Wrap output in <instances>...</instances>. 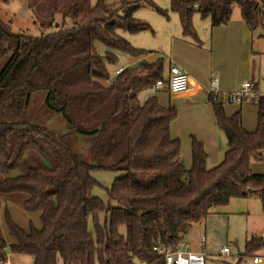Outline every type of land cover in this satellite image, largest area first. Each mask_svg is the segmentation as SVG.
<instances>
[{
    "label": "trees",
    "instance_id": "16d2710c",
    "mask_svg": "<svg viewBox=\"0 0 264 264\" xmlns=\"http://www.w3.org/2000/svg\"><path fill=\"white\" fill-rule=\"evenodd\" d=\"M145 2L166 13L153 0ZM27 5L40 35L13 31L0 14V40L16 41L0 69V192L25 193V210L39 212L42 226L31 222L26 230L7 210L14 241L0 235V264L7 263L8 251L31 255L35 264H162L154 247L181 244L215 207L235 197L264 198V174L252 168V162H264V96L250 102L259 106L257 127L250 131L241 111L229 116L223 94L210 92L227 137L225 158L209 167L203 142L193 137L186 167L180 139L171 133L178 108L139 97L165 78L163 57L142 60L107 82L117 51L147 53L120 33L149 27L136 17L142 0H121L118 7L106 0ZM235 5L248 28H261L264 37V0H171L183 36L196 41V13L215 27L231 20ZM4 54L1 48L0 58ZM93 169L123 173L109 189L116 206L93 194ZM102 212L109 224L100 222ZM262 246L264 236H252L245 253Z\"/></svg>",
    "mask_w": 264,
    "mask_h": 264
},
{
    "label": "rangeland",
    "instance_id": "374dc122",
    "mask_svg": "<svg viewBox=\"0 0 264 264\" xmlns=\"http://www.w3.org/2000/svg\"><path fill=\"white\" fill-rule=\"evenodd\" d=\"M98 0H92L95 4ZM111 7H118L121 0H106ZM158 6L164 9L165 14L158 12L155 8L149 6L147 2H143L140 9L136 12V17L146 22L149 27L139 32H129L121 30L120 33L136 47L145 49L148 54L162 56L163 59L169 56L172 49L173 37H183V28L180 16L177 12L171 10V0H153ZM0 14L3 19L8 22L11 29L15 32H25L31 35H40L41 29L35 24L36 18L32 10L27 5V0H0ZM233 17L241 16L239 5L234 6ZM60 18V17H58ZM68 26L71 20L67 19ZM194 27L198 33L200 40H207L212 36V26L209 18H203L196 13L193 18ZM49 29L47 32L51 31ZM254 31L252 41L254 48L247 45V53L252 58L246 65L242 67L243 81L250 80L257 85L258 93L264 95V37L260 36L261 28ZM187 38V37H186ZM14 41L12 38L6 37L1 47L6 49L4 55L0 58V65L7 58L5 55L10 51L9 46ZM100 52L105 53V46L99 47ZM254 50V52H253ZM134 56L122 53L118 62L108 65L110 77L115 76V70L119 66H137L139 61H130ZM145 60V59H142ZM207 77L210 80L211 71L207 70ZM217 76L214 74L215 77ZM139 97L145 101L151 97H156L163 105L171 104L169 93L162 88L151 87L143 90ZM209 102V101H208ZM242 104L240 102H235ZM246 105L257 106L250 102H244ZM228 104H233L229 103ZM244 104V105H245ZM178 108V116L171 124V133L178 137L181 142V158L186 167L192 164V139L198 138L204 144L205 150L208 152L207 165L212 167L220 163L225 158L228 148L227 137L224 131L219 127L216 121L212 103L208 106L192 105ZM245 111L247 108L244 109ZM250 110H254L251 107ZM246 114V112H245ZM204 137V138H203ZM213 140L214 143L208 142ZM123 173L118 171H107L103 169H93L92 176L97 181L93 188V194L100 197L107 205L112 208L116 206V202L110 197L109 189L115 179L121 177ZM4 179V175L0 173V181ZM27 198L25 193H1L0 192V235L9 242L14 241L13 236L9 233L6 222V211L8 210L13 221L26 230L29 229L30 223L40 228L42 226L40 213L29 212L25 210L24 201ZM207 219L206 223H196L185 235V241L192 250H207L210 253L211 264H256L255 256H264V246L257 248L251 254H246L247 236L252 232L249 228V215H252V223L259 224L260 218L264 219V198L257 194L248 197H235L225 206H217ZM250 214H249V213ZM100 222L109 224V214L102 212L100 214ZM91 229L94 230L93 224ZM125 233V228H120ZM205 236V240L202 237ZM223 246H228L230 252L227 255L221 254ZM205 248V249H204ZM190 249V250H191ZM6 264H35L34 258L27 254H18L8 251V260ZM96 264H102L97 259ZM260 264H264V258Z\"/></svg>",
    "mask_w": 264,
    "mask_h": 264
},
{
    "label": "crops",
    "instance_id": "0c3cea01",
    "mask_svg": "<svg viewBox=\"0 0 264 264\" xmlns=\"http://www.w3.org/2000/svg\"><path fill=\"white\" fill-rule=\"evenodd\" d=\"M233 16L234 15H232V18L228 23L212 27V36L211 38H207V40L203 39L196 41L190 37L186 38L185 36H183L185 37L184 39L181 37H173L170 54L163 59L165 78L167 77L169 67L171 65H178L180 68L188 72L190 80L188 90L181 93L173 94L169 91L167 86L164 87V90L169 93L171 104L175 106L181 105L182 107L192 105L208 106L210 103L208 102L211 86L210 82L214 74L219 78L218 90L220 94L235 93L241 90L242 81L244 79L241 77L242 67L252 58L251 52L248 54L246 48L250 43L251 48H254L252 41L254 31L248 28L242 15L238 17ZM5 38L6 37L0 40V49H5L4 47H1V43ZM15 47L16 41L14 40L9 46L10 51L5 55L4 58H7L0 65V69L8 60ZM116 53L118 57L122 54L120 51H117ZM159 57L160 55L156 56L155 54L134 56L130 61V65L135 61L141 62L142 59H145L147 62H154ZM207 70L211 71L212 76L210 80L206 75ZM244 104L245 103L228 104V102H225V111L229 116L235 114L237 111H241L244 127L250 131L255 130L258 123L259 106L257 104V106ZM251 107H254L253 111L250 110ZM245 108H247L246 111L244 110ZM208 142L214 143L213 140ZM252 168L255 172L264 174V162H252ZM212 213H214V211H212ZM212 213H210L201 223H206ZM249 228L252 229L250 231L252 233L247 236V240L255 235L264 236V219L260 218L259 224L255 225L252 223V215H249ZM192 251L207 252L206 249ZM263 258L264 256H262V260ZM209 259L211 264V258ZM60 263H63L62 260H60Z\"/></svg>",
    "mask_w": 264,
    "mask_h": 264
},
{
    "label": "built area",
    "instance_id": "2783aa9c",
    "mask_svg": "<svg viewBox=\"0 0 264 264\" xmlns=\"http://www.w3.org/2000/svg\"><path fill=\"white\" fill-rule=\"evenodd\" d=\"M129 66H119L115 70V76L108 79V83H113L115 77L121 74ZM189 74L178 65H171L168 70L167 77L164 79H159L155 87L162 88L167 86L169 91L173 94L181 93L188 90L189 87ZM210 92L214 94H220L218 90L219 78L217 76L211 79ZM226 102H252L253 100L258 101L261 94L258 93L257 85L250 80L242 81L241 90L235 93H226L223 95ZM264 96V95H262ZM205 240V236L202 237ZM154 250L163 258L162 264H210V253L206 251L195 252L190 250L189 245L186 242H182L177 246H167L159 245L155 246ZM230 252L228 246H223L221 249V254L227 255ZM255 263H260L262 261L261 256L254 257ZM136 264H151L148 262L138 261Z\"/></svg>",
    "mask_w": 264,
    "mask_h": 264
}]
</instances>
